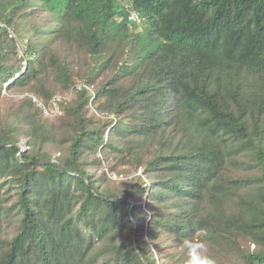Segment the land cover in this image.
Segmentation results:
<instances>
[{
	"label": "trees",
	"instance_id": "trees-1",
	"mask_svg": "<svg viewBox=\"0 0 264 264\" xmlns=\"http://www.w3.org/2000/svg\"><path fill=\"white\" fill-rule=\"evenodd\" d=\"M8 143L0 264H264V0H0Z\"/></svg>",
	"mask_w": 264,
	"mask_h": 264
},
{
	"label": "clouds",
	"instance_id": "clouds-1",
	"mask_svg": "<svg viewBox=\"0 0 264 264\" xmlns=\"http://www.w3.org/2000/svg\"><path fill=\"white\" fill-rule=\"evenodd\" d=\"M34 8H37V5H35ZM129 20L139 26H145L146 24L147 25L150 24L148 19H146L139 12L136 11H132L130 13ZM9 38H18L20 41H22L23 44L27 43V39L25 37L16 34L13 30H9ZM53 103L54 102L50 104V106L51 105L52 106L49 109H47L45 106H43L42 108L44 109V113L46 115L48 116L51 115L54 117L58 113V107L56 106L57 109H55ZM188 246L190 248V259L188 261V264H214V261L212 260L211 257L207 256L206 254L201 255L198 252H196L191 242H188ZM199 247L202 248L203 246L201 245Z\"/></svg>",
	"mask_w": 264,
	"mask_h": 264
},
{
	"label": "rangeland",
	"instance_id": "rangeland-1",
	"mask_svg": "<svg viewBox=\"0 0 264 264\" xmlns=\"http://www.w3.org/2000/svg\"><path fill=\"white\" fill-rule=\"evenodd\" d=\"M48 17H49V13H48V15H47L46 12L38 15V18H43L42 20H45V19L47 20ZM150 26H151V25H147V24H146V25L143 27V29L139 28V29L135 30V32H139V33H140V32H144V30H147V31H149V32H152V30H150V29H151ZM6 105H7V104H6ZM6 105H4V106H6ZM111 178L114 179V176H112ZM147 224H148V223H146V225H147ZM146 228H147V227H146ZM245 243H246V242H242V246H243V247H245ZM155 254H156L157 258H160V257H161L160 249L156 248V249H155ZM199 254L202 255V254H203L202 251H199Z\"/></svg>",
	"mask_w": 264,
	"mask_h": 264
},
{
	"label": "water",
	"instance_id": "water-1",
	"mask_svg": "<svg viewBox=\"0 0 264 264\" xmlns=\"http://www.w3.org/2000/svg\"><path fill=\"white\" fill-rule=\"evenodd\" d=\"M12 145H19L21 148H22V151H24L26 148L23 147L22 145L20 144H14V143H8V144H3L1 148H5V147H8V146H12ZM18 159L21 160V154L18 155ZM50 161H41V162H38V164H46V163H49ZM53 162V161H52ZM119 201V200H118Z\"/></svg>",
	"mask_w": 264,
	"mask_h": 264
},
{
	"label": "built area",
	"instance_id": "built-area-1",
	"mask_svg": "<svg viewBox=\"0 0 264 264\" xmlns=\"http://www.w3.org/2000/svg\"><path fill=\"white\" fill-rule=\"evenodd\" d=\"M34 101L37 102L41 107L44 106L42 103L39 102V100H37V99H35V98H34ZM53 105H54L55 109H57V108H56L55 101H54ZM55 109H54V110H55Z\"/></svg>",
	"mask_w": 264,
	"mask_h": 264
}]
</instances>
